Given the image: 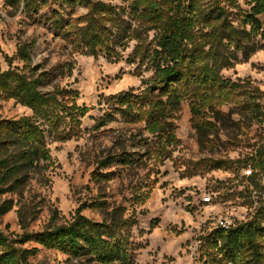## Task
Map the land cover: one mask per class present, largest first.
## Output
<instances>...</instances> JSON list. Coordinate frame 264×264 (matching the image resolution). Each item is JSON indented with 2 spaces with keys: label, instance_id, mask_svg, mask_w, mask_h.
<instances>
[{
  "label": "trees",
  "instance_id": "16d2710c",
  "mask_svg": "<svg viewBox=\"0 0 264 264\" xmlns=\"http://www.w3.org/2000/svg\"><path fill=\"white\" fill-rule=\"evenodd\" d=\"M6 1L12 6L22 5L28 14L58 5L54 25L59 35L75 49L91 55L106 53L110 59L120 60L121 50L137 40L134 60L139 62L138 68L152 71L145 80L146 88L139 94L130 90L112 95L107 102L109 111L97 126L103 127L117 116L128 124L145 122L156 139L150 153L159 158H168L169 148L180 142L174 118L184 101L190 102L192 124L202 146L215 143L222 130L264 122L261 95L222 75L223 69L240 60L238 53L248 60L260 48L255 38L264 40V0H250L251 9L242 15L239 26L220 0H123L122 7L101 0ZM77 6L87 9V14L75 20L67 18L70 13L66 10ZM151 31L154 34L149 38ZM34 47L35 41L20 43L16 54L8 59L10 68L0 72V100L13 99L32 110L29 116L0 119V194L21 192L42 162L51 160L49 139L78 135L79 117L89 111L79 105L75 90L54 85L53 90L44 91L54 78L71 75L73 67L40 70L32 61ZM15 58L24 65L13 68ZM231 103L238 106L223 111L221 106ZM65 126L71 127L70 132L63 131ZM254 144L257 147L246 161L264 173V136ZM118 157L108 156L100 164L108 167ZM134 161L127 152L120 155V164L126 167ZM232 162L227 167H232ZM138 196L144 201L148 194ZM105 204L95 202L90 207L105 208ZM12 207L11 200L0 204V219ZM84 209L78 208L70 221L59 222L53 217L43 230L17 237L0 230V264H30V258L39 252L38 246H28L32 242L81 262L135 264L138 245L130 235L134 223L117 217L118 209L102 221L89 218ZM263 219L261 200L254 219L230 229L208 231L201 237L205 264H264Z\"/></svg>",
  "mask_w": 264,
  "mask_h": 264
},
{
  "label": "rangeland",
  "instance_id": "374dc122",
  "mask_svg": "<svg viewBox=\"0 0 264 264\" xmlns=\"http://www.w3.org/2000/svg\"><path fill=\"white\" fill-rule=\"evenodd\" d=\"M101 1L118 7L125 5L123 0ZM220 1L236 26L251 9L250 0ZM58 8L53 4L28 14L22 5L12 6L0 0V72L10 68L8 59L16 54L20 43L35 41L32 61L40 70L73 67L71 75L54 78L44 91L53 90L54 85L75 90L79 105L89 108L86 115L79 117L78 135L66 140L49 139L51 160L42 162L21 192L0 194V204L6 200L13 203L0 219V230L17 237L43 230L53 217L59 222L70 221L80 207L85 208L83 214L95 221L111 217L118 209L117 217L134 223L130 235L138 245L135 264H205L201 237L219 217L241 213L252 199L253 188L259 191L264 185L260 175L255 179L245 175L251 164L246 159L254 153V143L260 135L264 136V122L222 130L215 143L202 146L192 124L190 102L184 101L174 118L180 142L170 147V156L163 159L150 153L156 147V139L145 122L128 124L117 116L115 121L98 127L100 118L109 111L108 99L130 90L141 93L152 71L138 68L139 62L134 60L137 40L121 50L120 60L110 59L106 53L95 56L75 49L54 25V10ZM66 11L70 13L66 17L73 20L87 14L83 6ZM153 34L151 31L149 38ZM255 40L260 48L248 60L238 53L240 60L223 69L222 75L260 94L264 104V40ZM23 65L18 58L12 62L13 68ZM235 106L238 105L231 103L221 107L228 112ZM29 115L32 110L21 103L0 100V119ZM233 117L239 119L238 115ZM63 128L65 133L71 130L70 126ZM123 152L135 159L131 167L120 164ZM114 155L119 156L114 164L101 166L102 160ZM221 161L222 166L215 168ZM231 161L232 167H227ZM139 193L148 197L141 201ZM207 194L214 199L211 204L203 202ZM95 202H105V208L90 207ZM28 246L39 247L30 264H98L81 262L35 242Z\"/></svg>",
  "mask_w": 264,
  "mask_h": 264
},
{
  "label": "built area",
  "instance_id": "2783aa9c",
  "mask_svg": "<svg viewBox=\"0 0 264 264\" xmlns=\"http://www.w3.org/2000/svg\"><path fill=\"white\" fill-rule=\"evenodd\" d=\"M255 169L256 168L253 165V163L249 164L248 167L245 169V175L248 178L252 177L253 179H255L256 175H260L261 177L264 178V173L258 169H256L258 170V172L255 173ZM259 189L260 190L257 191L256 188H253L252 191L253 193L251 192L252 199L250 200L249 204H246L243 207L241 213H231L229 215L219 217L217 221L213 223V225L209 228V230H212L214 228L230 229L239 223L254 219L260 201L262 199L264 200V185H261ZM213 201L214 199L211 194H207L203 197V202L205 204H211ZM262 226L264 227V219L262 220ZM229 264H233V263H229Z\"/></svg>",
  "mask_w": 264,
  "mask_h": 264
}]
</instances>
